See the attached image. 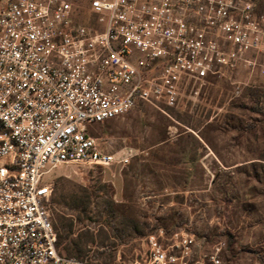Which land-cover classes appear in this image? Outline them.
<instances>
[{
	"label": "built area",
	"instance_id": "2783aa9c",
	"mask_svg": "<svg viewBox=\"0 0 264 264\" xmlns=\"http://www.w3.org/2000/svg\"><path fill=\"white\" fill-rule=\"evenodd\" d=\"M251 0H0V264H88L56 249L50 173L108 166L90 129L264 57ZM250 56V57H249ZM186 232L130 264H224ZM264 264V263H261Z\"/></svg>",
	"mask_w": 264,
	"mask_h": 264
},
{
	"label": "rangeland",
	"instance_id": "374dc122",
	"mask_svg": "<svg viewBox=\"0 0 264 264\" xmlns=\"http://www.w3.org/2000/svg\"><path fill=\"white\" fill-rule=\"evenodd\" d=\"M251 1L264 13V0ZM222 73L188 86L175 106L141 103L94 125L90 134L113 156L108 166L50 173L62 185L54 224L110 236L79 259L111 251L115 264H130L160 230L189 233L205 252L222 242L224 264L264 263V79L242 64ZM82 189L89 204L74 207Z\"/></svg>",
	"mask_w": 264,
	"mask_h": 264
},
{
	"label": "trees",
	"instance_id": "16d2710c",
	"mask_svg": "<svg viewBox=\"0 0 264 264\" xmlns=\"http://www.w3.org/2000/svg\"><path fill=\"white\" fill-rule=\"evenodd\" d=\"M258 1L261 2L262 0ZM260 2H258V4ZM52 187L53 205L54 203H57V200L61 195L62 185L59 180H55L54 183H52ZM90 196V193H88L86 190H78L71 196L75 205L74 207H78V205L85 207V205H88ZM71 221L72 220L69 221L67 226H58L56 223L54 224L52 220L53 227L57 232L56 249L59 254H63L67 257L81 258L87 255V253L90 251L96 237H101L103 241H107V238L110 237L106 232L101 231H99L97 235H93L89 231L77 232V230H73ZM113 236L118 238L116 234H113ZM87 262L88 264H115L114 254L111 251L107 253L100 252L97 253L96 257H93V259H88Z\"/></svg>",
	"mask_w": 264,
	"mask_h": 264
}]
</instances>
